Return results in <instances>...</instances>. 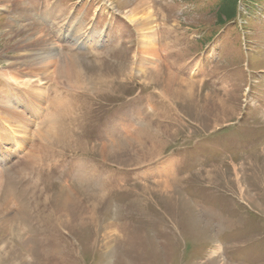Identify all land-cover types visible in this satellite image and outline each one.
<instances>
[{
    "label": "rangeland",
    "instance_id": "374dc122",
    "mask_svg": "<svg viewBox=\"0 0 264 264\" xmlns=\"http://www.w3.org/2000/svg\"><path fill=\"white\" fill-rule=\"evenodd\" d=\"M141 1L0 0V264H264V0Z\"/></svg>",
    "mask_w": 264,
    "mask_h": 264
},
{
    "label": "bare ground",
    "instance_id": "6f19581e",
    "mask_svg": "<svg viewBox=\"0 0 264 264\" xmlns=\"http://www.w3.org/2000/svg\"><path fill=\"white\" fill-rule=\"evenodd\" d=\"M17 6L19 9L27 12V14L30 12L29 8L26 5H23L22 2L21 3L19 2L17 4ZM150 8H151V2L149 0H142L136 8L131 10L130 13H131V15H133L135 12L141 13V12H143L144 9H147V13L144 14V18H147V24L150 26L152 25L151 29H153L154 28L153 22H152L153 12L150 10ZM28 15H30V14H28ZM36 30H38V31L41 30V33H44V29L42 27H41V29H40V27H38V29L36 28ZM148 40H149V36L145 35L143 38L144 43H146L145 48H146L147 52H149L153 56V54H155V49L153 48L152 43L150 44L148 42ZM49 49H50L49 52H45L44 55L38 56L32 61L33 63H31V66L35 67L36 72L34 71V68H32L31 73H29V75L27 74V78L25 80L14 79L13 77H9L10 79H13V81L10 80L9 82H13L14 84L17 83V84L23 86L22 95L23 96L25 95L23 98H26V102H23V104L26 105L28 113H30L32 115L34 114L33 116H31L34 119L35 118L39 119L42 116V114L44 112V103H45V98H46V94H47V89H46L47 84L49 83V81L51 80L52 77L56 76L59 73L58 69L56 68V65L58 62L57 44L53 40H50V48ZM156 65H157L156 61L153 60L150 63V65H148L149 66L148 70H155L156 71V69H157ZM176 79L178 80V78L175 76V80ZM184 82H186V81H184ZM26 144H28L27 141H26ZM1 149H2V147L0 146V150ZM163 170L166 171L165 175L172 174V171H173L172 165L171 166L168 165V166L164 167ZM164 184L166 186H168L167 181H164ZM59 205H60L61 214H63L64 210L67 209V202L65 200L63 201V198H62ZM67 211H68V209H67ZM108 228H109V230H108V234H107L108 235L107 240H109V241L107 243V246L112 245V243H111L112 239L115 238L116 233L118 232L117 228L113 224L109 225ZM25 246L28 247V244L25 243ZM110 247H113V246H110ZM28 250H29V248H28Z\"/></svg>",
    "mask_w": 264,
    "mask_h": 264
},
{
    "label": "trees",
    "instance_id": "16d2710c",
    "mask_svg": "<svg viewBox=\"0 0 264 264\" xmlns=\"http://www.w3.org/2000/svg\"><path fill=\"white\" fill-rule=\"evenodd\" d=\"M241 4L242 0H221L216 5L218 24L224 26L229 23H235V20L242 15L240 11Z\"/></svg>",
    "mask_w": 264,
    "mask_h": 264
}]
</instances>
